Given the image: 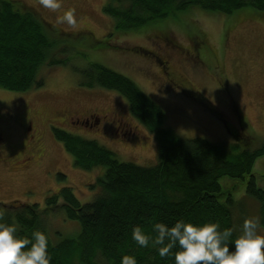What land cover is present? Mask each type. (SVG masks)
<instances>
[{"label":"rangeland","instance_id":"374dc122","mask_svg":"<svg viewBox=\"0 0 264 264\" xmlns=\"http://www.w3.org/2000/svg\"><path fill=\"white\" fill-rule=\"evenodd\" d=\"M18 1L51 23L49 56L67 62L49 69L42 65L36 75L43 78L42 87L23 93L0 89V204L6 209L15 201L36 204L50 235L55 236L53 243L75 237L80 226L61 210L46 211V198L70 186L80 203L90 202L95 194L90 184L105 169L102 165L90 170L77 167L52 128L97 140L119 161L144 167L157 161L155 137L130 121L126 99L115 90L81 84L92 63L132 79L161 107L165 126L181 138H202L227 146L236 142L250 149L264 145V21L237 25V13L263 16L252 7L233 14L185 9L120 33L114 28L115 19L103 10L109 0H60L58 10L44 8L40 0ZM68 9L75 10V26L59 22L58 17ZM203 33L214 45L216 56L213 50H204L203 38L190 44L189 36ZM109 43L112 48L102 49L101 54L93 51ZM95 113L100 117L106 114L111 122L112 113L122 116L124 131L130 128L131 134L124 136L118 130L102 133L82 123H71ZM231 126L242 128L251 139L237 141L227 130ZM263 161L264 156L258 158L255 163L260 164L252 170L262 188L264 177L258 170L264 172ZM240 197L235 193L236 199ZM243 205L257 220L255 204L247 199Z\"/></svg>","mask_w":264,"mask_h":264},{"label":"trees","instance_id":"16d2710c","mask_svg":"<svg viewBox=\"0 0 264 264\" xmlns=\"http://www.w3.org/2000/svg\"><path fill=\"white\" fill-rule=\"evenodd\" d=\"M245 7H252L263 16L257 12L237 13L238 26L254 20L264 21V0H109L103 10L115 19V30L128 33L130 29L165 18L175 11L199 8L233 14ZM194 25L204 32L199 25ZM51 28V23L27 10L20 1L0 0L1 90L32 91L44 84L43 78L36 77L42 65L49 69L59 63L66 64V59L49 56L52 43L48 31ZM156 35L160 36V32ZM189 37L190 44L203 38L204 50L208 53L213 50L216 56L214 45L205 33ZM212 60L216 69V62ZM223 65L219 68L220 76ZM81 84L115 90L126 99L130 121L142 125L155 137L157 161L150 167L119 161L97 140L52 128L54 137L74 157L77 167L90 170L102 165L105 170L90 184V188L95 189L90 202L80 203L70 186L61 187L46 198V211L61 210L80 226L75 237L58 243H53L55 236L50 235L36 204L22 205L15 201L7 209L0 204V209L5 211L0 222L14 224L18 238L31 239L35 231L45 233L50 264H122L126 256L133 257L136 264H176L178 245L162 257L158 252L161 245L140 247L132 238L133 228L140 227L155 238L158 235L155 226L159 223L172 226L178 220L201 225L212 222L219 224L220 230L231 228V239L235 240L241 235L244 220L256 219L244 209L243 202L247 199L255 204L253 214L258 213V228L264 231V188L256 184L257 174L252 171L254 165L260 164L255 163L256 160L264 156V145L250 149L241 148L236 142L227 146L202 138H181L165 126L161 107L132 79L102 64L92 63ZM115 126L112 125L109 132L115 133ZM227 130L237 141L251 139L242 128L231 126ZM258 171L264 177V172ZM237 192L241 199L235 198ZM234 247L230 243L229 250Z\"/></svg>","mask_w":264,"mask_h":264},{"label":"clouds","instance_id":"9594fccd","mask_svg":"<svg viewBox=\"0 0 264 264\" xmlns=\"http://www.w3.org/2000/svg\"><path fill=\"white\" fill-rule=\"evenodd\" d=\"M44 8L58 10L60 0H40ZM59 22L75 26V10L68 9L58 17ZM5 211L0 209V219ZM259 221L245 219L242 234L232 240V229L220 230L217 223L194 224L178 220L168 226H155L158 235L152 238L140 227L133 228L132 238L140 247L161 245L159 255L166 256L177 245L176 264H264V235L258 232ZM14 224L0 222V264H50L48 237L41 231L31 239L18 238ZM234 244V250L229 245ZM30 245V247H29ZM122 264H136L133 257H124Z\"/></svg>","mask_w":264,"mask_h":264},{"label":"flooded vegetation","instance_id":"af4514ba","mask_svg":"<svg viewBox=\"0 0 264 264\" xmlns=\"http://www.w3.org/2000/svg\"><path fill=\"white\" fill-rule=\"evenodd\" d=\"M109 46V44H107ZM103 48H100V47H94L93 48V51H102ZM120 104H122L120 102ZM114 113H112V118H113V122L109 121V119L106 117L107 115L104 114V116H99V114L95 113V114H89L87 116H84V117H80V118H77L75 122H72L71 123H82V125H84L86 128H89V129H92L94 128L95 130H98L99 132H102L103 131H109L108 129L112 126V125H116L115 126V130H118V131H122V135H128V134H131L132 131H130L128 128V130L124 131V127H123V118L122 116H119V115H116ZM120 118V119H119ZM65 122H69V121H65ZM106 127H104V125H106ZM118 124H120V126L118 127ZM125 124V123H124ZM125 126V125H124ZM98 132V133H99ZM116 132V131H115ZM1 138V136H0Z\"/></svg>","mask_w":264,"mask_h":264}]
</instances>
